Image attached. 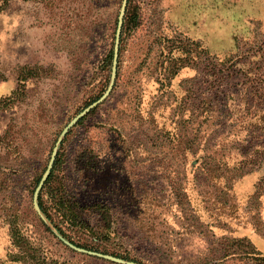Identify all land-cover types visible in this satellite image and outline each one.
<instances>
[{
  "label": "rangeland",
  "instance_id": "1",
  "mask_svg": "<svg viewBox=\"0 0 264 264\" xmlns=\"http://www.w3.org/2000/svg\"><path fill=\"white\" fill-rule=\"evenodd\" d=\"M121 4L0 0V264L30 247L122 264L69 248L36 213L55 147L52 188L111 232L77 227L72 244L136 264H253L238 240L264 255V0H127L112 89L62 135L110 85Z\"/></svg>",
  "mask_w": 264,
  "mask_h": 264
},
{
  "label": "trees",
  "instance_id": "2",
  "mask_svg": "<svg viewBox=\"0 0 264 264\" xmlns=\"http://www.w3.org/2000/svg\"><path fill=\"white\" fill-rule=\"evenodd\" d=\"M128 12V10H127ZM112 58V54H108V64H110ZM227 69V68H226ZM214 77L218 78L219 80L224 77L221 75L218 76L216 72H213ZM59 159H56L53 164V168L58 166ZM54 169L50 172L46 183H45V193L49 195L48 198L44 201L42 198L39 197V205L43 213L51 220V222L57 227V229L67 237L71 242L79 245L73 240L75 228H81L90 235L93 239L103 238L108 239L111 237L110 229L107 225L102 226L103 229H96L93 225L89 224L87 217L84 216V211L88 210L89 208H82L78 205V202L75 200L69 201L66 199V194L64 192H60L58 194L56 188H52L50 184V180L52 178ZM47 186V187H46ZM52 191H54V196L52 195ZM55 197V198H54ZM104 216V212L101 214ZM54 216L57 217L58 222L54 219ZM105 217V216H104ZM74 227V228H73ZM95 228V229H94ZM17 230L11 229V239L12 243L15 245H22V240L19 235L16 234ZM238 241H242L240 243H245L247 246V250L245 254L251 258L253 264H264V255H262L259 251H255L253 246L249 241L244 242V238L239 239ZM34 247L27 248L24 251H19V253L14 254L13 261H17L18 259H23L25 264H58L57 260H54L47 256H33L34 251L32 250ZM11 255V253H9ZM230 254H235V252H231ZM118 255V254H117ZM29 258L31 260H29Z\"/></svg>",
  "mask_w": 264,
  "mask_h": 264
},
{
  "label": "water",
  "instance_id": "3",
  "mask_svg": "<svg viewBox=\"0 0 264 264\" xmlns=\"http://www.w3.org/2000/svg\"><path fill=\"white\" fill-rule=\"evenodd\" d=\"M126 4H127V0H122V4L120 7V17H119V22L117 25V30H116V39H115V43H114V49H113V58H112V79L110 82V85L108 86V88L106 89V91L94 102H92L91 104H89L87 107H85L82 111H80L78 114H76L69 122L68 124L64 127L63 131H62V135H65L68 130L73 127L78 120L83 117L85 114H87L91 109H93L94 107H96L99 103H101L110 93L112 86H113V82H114V78L116 76V65H117V58H118V51H119V39H120V33H121V28H122V18L125 14V10H126ZM57 154V147H55L52 151L50 160L48 162L47 168L44 172V174L42 175L35 191L33 194V207L36 211V213L44 220L46 221L44 215L41 212L40 206L38 204V196L39 193L45 183V181L47 180L51 169L53 167L54 161H55V157ZM57 237L65 244L67 245L69 248L85 253V254H90V255H95V256H99V257H103L106 259H110L113 260L115 262L118 263H122V264H136L132 261H125L121 258H117V257H113L111 255H107V254H102V253H98V252H93V251H89L83 248H80L74 244H72L71 242H69L68 240H66L63 236H61L60 234H57Z\"/></svg>",
  "mask_w": 264,
  "mask_h": 264
}]
</instances>
